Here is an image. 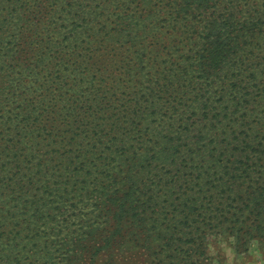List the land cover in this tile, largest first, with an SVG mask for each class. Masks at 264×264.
I'll return each instance as SVG.
<instances>
[{
  "label": "trees",
  "instance_id": "1",
  "mask_svg": "<svg viewBox=\"0 0 264 264\" xmlns=\"http://www.w3.org/2000/svg\"><path fill=\"white\" fill-rule=\"evenodd\" d=\"M246 4L0 0V264H19L5 244L26 264H97L123 229L146 231L151 193L175 181L180 156L202 161L210 147L209 128L179 130L184 117L241 93L244 33L259 31ZM168 160L177 174L153 173ZM87 207L115 227L73 231L98 221L82 216ZM49 242L57 249L40 263L34 247Z\"/></svg>",
  "mask_w": 264,
  "mask_h": 264
},
{
  "label": "rangeland",
  "instance_id": "2",
  "mask_svg": "<svg viewBox=\"0 0 264 264\" xmlns=\"http://www.w3.org/2000/svg\"><path fill=\"white\" fill-rule=\"evenodd\" d=\"M240 3L246 4L244 0ZM245 9L246 19L257 20L259 31L255 35L243 32L247 66L240 95L228 91L227 98L216 96L206 108L192 110L179 127L182 131L195 126L211 130L206 158L200 161L199 156L189 155L197 133L186 136L184 147L189 156L179 157L182 169L174 182L165 180L151 193L146 231L138 233L140 228L131 227L134 231L128 234V228L123 229L122 237L112 242L111 250L101 252L97 264H106L112 253L115 264H264V193L258 194L264 186V0H250ZM187 96L194 100L193 95ZM244 108L247 111L241 112ZM226 111L234 115L238 126L228 120ZM242 114L251 117L240 123L237 118ZM249 128L250 139L243 140ZM164 163L167 166L162 169L153 164V173L159 172L163 179L172 172L177 174L171 160ZM92 211L93 207L84 208L82 216H94L98 221H82L72 230L82 232L86 224L93 223L101 229L115 227L102 209L98 216ZM101 239L92 244L102 245ZM44 245L33 250L40 263L47 251L57 249L50 242L47 249ZM2 249L19 264H26V254H18L6 244Z\"/></svg>",
  "mask_w": 264,
  "mask_h": 264
}]
</instances>
